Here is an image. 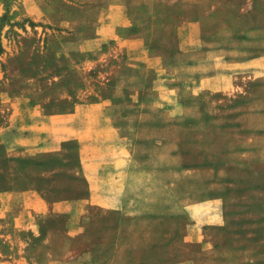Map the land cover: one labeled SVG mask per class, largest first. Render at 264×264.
<instances>
[{"label": "rangeland", "instance_id": "374dc122", "mask_svg": "<svg viewBox=\"0 0 264 264\" xmlns=\"http://www.w3.org/2000/svg\"><path fill=\"white\" fill-rule=\"evenodd\" d=\"M233 51H264V0H0V264H264V164L199 128L238 92L163 79ZM110 182L121 209L85 201Z\"/></svg>", "mask_w": 264, "mask_h": 264}, {"label": "crops", "instance_id": "0c3cea01", "mask_svg": "<svg viewBox=\"0 0 264 264\" xmlns=\"http://www.w3.org/2000/svg\"><path fill=\"white\" fill-rule=\"evenodd\" d=\"M109 9H115L116 13L119 14V11L122 10V5L119 2V5L111 6ZM118 19L119 16H114V20L104 21L99 24L95 35L86 41L88 49H92L91 45L99 44L112 37L116 25L118 24ZM147 59L148 58L145 60ZM204 60L205 59L200 60L198 64L194 63L189 65V67L186 68L187 71H189L186 76L175 70L174 72H170L167 77L163 78L167 82H172L171 85H167L166 87L167 93L172 95L179 91V86L176 82L181 77H186L188 80L185 87L191 94L201 95L203 92L210 91L215 93L223 92L231 95L234 92H238L233 95L232 98L230 97L227 99L231 102V122L225 124L222 122L208 123L205 121L208 117H204V119H199V128L203 125L206 126V124L216 123L218 125L219 123L218 126L215 124L216 127L209 129L214 132V135L220 133L221 130H225V133L228 131L231 135H242L245 142L240 147L229 148V155L236 157L239 156L242 160V164L248 166L264 164V51H259L255 54L234 51L218 53L215 56V60H213L212 63H208V65L207 63H201V61ZM244 79H247L245 83ZM245 84L247 85L246 87H248L247 91L244 88ZM240 93L242 94L240 95ZM104 104L105 102H98L96 103V106ZM172 104L174 106L173 108L179 107L177 106L179 105L178 101H175ZM203 128L205 129V127ZM111 129L113 128H103L106 132H110ZM200 131L201 135H206L208 132ZM127 163V158L122 155H116V159H113L111 165L107 167V169H109L106 173L110 172V175L112 173H125L126 169H119V167L125 166ZM216 166L217 163L212 168L215 170L214 167ZM124 184V182L120 184L119 182H110L109 187L116 188L118 192L113 194H108L106 192L108 188V184L106 183H103L102 185V190H105H103V192L98 191V189H100L98 187L100 186H91L90 193L85 201L88 204H98L110 209H121L123 205V193L121 191L122 188H124ZM211 200L217 201L218 197L214 196ZM38 212H43V206L39 207ZM30 216H32V214Z\"/></svg>", "mask_w": 264, "mask_h": 264}]
</instances>
